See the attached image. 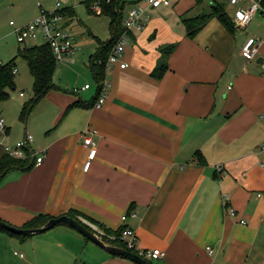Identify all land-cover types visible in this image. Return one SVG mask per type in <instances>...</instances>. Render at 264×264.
<instances>
[{"label":"crops","instance_id":"obj_1","mask_svg":"<svg viewBox=\"0 0 264 264\" xmlns=\"http://www.w3.org/2000/svg\"><path fill=\"white\" fill-rule=\"evenodd\" d=\"M37 1L48 6V0H0V12L22 24L36 15ZM59 1L73 13L63 14L70 29L74 9ZM201 1L146 7L145 24L128 30L127 65L114 62L105 70L110 85L100 106L91 103L97 89L89 82L65 90L52 80L46 92L57 100L39 144L44 158L3 174L0 219L23 227L37 213L72 210L105 244L114 245L122 227L133 229L138 247L164 252L149 258L152 264H264V40L254 59L240 53L249 33L262 34L264 19L229 30L213 15L188 36L181 15L204 11L197 8ZM95 39L96 47L104 40ZM170 43L165 69L152 75L160 47ZM74 100L81 104L67 107ZM86 128L94 129L96 152L83 171ZM223 194L235 216L224 210ZM3 232L28 245L34 262L137 264L62 223L24 237Z\"/></svg>","mask_w":264,"mask_h":264},{"label":"rangeland","instance_id":"obj_2","mask_svg":"<svg viewBox=\"0 0 264 264\" xmlns=\"http://www.w3.org/2000/svg\"><path fill=\"white\" fill-rule=\"evenodd\" d=\"M62 1L63 0H61V2ZM68 1L75 13L72 17L74 23H72L70 30L76 36L78 47L75 48L71 56V61L56 63L54 74H52V80L65 90H70L69 86H73L74 84L79 86L83 81H87L91 84V88L94 91L96 81L91 73L88 57L89 54L95 52L97 45L95 37L104 40L108 38L109 18L106 14H95L92 11H88L81 0ZM210 1L212 0H202L197 8L204 11L208 10ZM213 1H222L225 4L227 12L230 14L232 13V6L228 4L227 0ZM47 2L48 6L43 5V7L48 10L54 9L55 0H48ZM131 3L132 0H125L123 13L128 11L132 5ZM38 13L39 10H37L35 16H37ZM256 17L257 16H254L250 20L248 29L256 22ZM10 20H14L16 23L10 26ZM16 25L20 24H17L15 17L8 14V11L0 12V61L5 62L13 57L14 64L16 65V71L13 72L14 86L5 87L8 96L7 98L0 99V116L4 118L8 130L7 133H0V142L6 145H14L17 141L23 140L25 134H28L32 137L31 143L34 150L38 151L41 149L39 147L40 141L44 138L45 121L54 113V103L57 97L51 95L53 93L45 92L35 101L29 102L30 98L33 97V75L26 59L22 55L17 54V48L18 46L31 43H41L42 38L37 36L36 38H28L22 43L18 42L14 33V27ZM20 91H22V95H19ZM25 102L28 103L26 112L24 110V115L22 116L21 108ZM7 235L6 233L0 234V264H52L45 261H32V251L26 249L28 245H26L25 248L24 244L21 245L14 237L10 235H8V237ZM14 252L23 254V258L14 255ZM79 264L87 263L79 262Z\"/></svg>","mask_w":264,"mask_h":264},{"label":"built area","instance_id":"obj_3","mask_svg":"<svg viewBox=\"0 0 264 264\" xmlns=\"http://www.w3.org/2000/svg\"><path fill=\"white\" fill-rule=\"evenodd\" d=\"M164 0H136L128 9L126 15L122 16L123 29L117 35L107 57L105 60V70H107L111 64L116 62L119 67H124L127 62L122 58L124 45L129 38V29H140L146 22L148 14L145 11L147 6H157ZM228 4L232 6V13H228L230 21L233 26L244 27L254 17L258 16L259 19H264V0H227ZM39 6V13L33 19L28 20L20 25L14 27V33L18 42H24L28 38H36L40 36L42 41L46 42L54 55L55 61L59 62L63 59L70 60L71 56L76 48V43L70 29L63 24V13L59 11L60 1L55 0V8L52 10L45 9L41 6V3L37 1ZM95 9H99L97 2L93 3ZM10 23L13 21L10 20ZM260 22V21H259ZM261 35L255 33H249L240 45V53L246 59L256 57L258 47L264 40V22L260 23ZM16 70L15 65L12 66V71ZM88 82H84L81 87L88 86ZM110 85L109 80L103 76L96 81V98L92 105L100 106L106 97L108 87ZM73 90L77 89L76 85L72 86ZM22 95V91L19 92ZM7 127L5 120L0 116V133L6 132ZM94 133V129H84L82 135V144L86 147V155L82 162V170L87 171L90 167L96 152L95 142L91 138V134ZM31 135L25 134V137L21 141H17L14 145H6L0 142L1 150L8 156L15 159H26L30 164L38 165L44 158L43 150H34L29 146L31 141ZM220 169L219 166L216 167ZM223 208L230 216H235L236 212L234 208L225 206L227 195L223 194L222 197ZM123 220L125 215H121ZM240 223H244L243 219L239 220ZM120 247L129 250L136 255L144 259L160 258L164 252L159 248H140L137 246V238L133 229L124 226L119 232ZM206 251L212 253L210 246H205ZM16 253V252H14ZM19 255H22L19 253Z\"/></svg>","mask_w":264,"mask_h":264},{"label":"trees","instance_id":"obj_4","mask_svg":"<svg viewBox=\"0 0 264 264\" xmlns=\"http://www.w3.org/2000/svg\"><path fill=\"white\" fill-rule=\"evenodd\" d=\"M197 2L199 0H196ZM86 9L88 11L94 12L93 3L97 2L99 5V13L106 14L109 18V36L103 41L98 43L94 54H92V59L90 63V67L93 73V77L95 81L101 79L105 75V60L106 57L117 37V35L123 29L122 25V8L124 5V0H82ZM64 15H72V11L69 7H62L58 9ZM215 15L219 21L225 26L227 29L231 30L234 26L230 21L229 14L225 9L224 3L222 1H213L208 11H201L194 15L185 16L181 15V21L184 23L186 28V34L188 36H192L197 29L203 25V23L210 17ZM174 43L166 44L160 47V57L158 58L155 66L151 70V74L154 76H159L163 72L166 67V55L171 51L173 48ZM17 54L22 55L30 68V71L33 75V83H32V90H33V97L30 98L29 102L35 101L39 98L43 93H45L52 85V73L56 65V61L53 55V52L50 46L42 41L41 43H34L31 45H23L18 46ZM14 65L13 57L8 59L5 62L0 61V99L7 98L8 92L5 87L10 86L13 87V71L12 66ZM97 93V91H96ZM96 98V94L92 99L91 103H93L94 99ZM28 102L23 103V107L21 108V115H24V110L26 112V106ZM81 104L79 100H74L67 105V107ZM197 161L199 163H203V158L199 152H196ZM32 164L28 162L26 159H15L8 156L2 150H0V180L3 174L11 169V168H20L22 170L28 169L31 167ZM66 215L77 219V213L72 210H68ZM52 216L44 214V213H37L30 219H28L24 224L23 228L27 227H38L42 225L48 218ZM2 220V219H1ZM6 222V221H5ZM80 222V221H79ZM81 223V222H80ZM83 224V223H82ZM84 225V224H83ZM87 227L86 225H84ZM9 234H13L10 231ZM106 231V230H105ZM104 231V232H105ZM119 231H115L114 238L112 239L113 242L117 243L116 245H120L118 241ZM106 234V232H105ZM18 237H24L22 235L16 234ZM113 243V244H115Z\"/></svg>","mask_w":264,"mask_h":264},{"label":"water","instance_id":"obj_5","mask_svg":"<svg viewBox=\"0 0 264 264\" xmlns=\"http://www.w3.org/2000/svg\"><path fill=\"white\" fill-rule=\"evenodd\" d=\"M60 223L66 224L69 227L75 229L81 235L93 241L94 243H96L97 245H99L100 247L108 251L110 254L122 256L137 264H152L151 261H149L148 259L141 258L135 253L129 250H126L120 246L105 244L98 236H96L91 230L85 227L82 223H80L76 219L66 214H61L55 217H50L42 225L38 227H27V228L17 227V226L9 224L5 222L4 220L0 219V229L10 231L14 234L30 235L34 233L43 232L53 227L54 225H57Z\"/></svg>","mask_w":264,"mask_h":264}]
</instances>
